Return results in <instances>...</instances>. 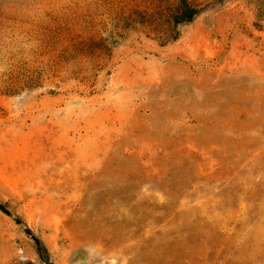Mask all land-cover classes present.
Listing matches in <instances>:
<instances>
[{
    "label": "rangeland",
    "instance_id": "1",
    "mask_svg": "<svg viewBox=\"0 0 264 264\" xmlns=\"http://www.w3.org/2000/svg\"><path fill=\"white\" fill-rule=\"evenodd\" d=\"M92 5L0 0V202L13 214L0 210V264H45L26 226L53 264H264V22L255 8L211 4L174 41L122 31L96 94L77 92L75 67L62 61L42 88L9 90L23 68L48 69L60 35L111 34ZM213 118L204 132L198 121ZM141 166L169 174L181 199L160 182L141 189ZM165 209L170 224L149 222L133 241L131 211Z\"/></svg>",
    "mask_w": 264,
    "mask_h": 264
},
{
    "label": "trees",
    "instance_id": "2",
    "mask_svg": "<svg viewBox=\"0 0 264 264\" xmlns=\"http://www.w3.org/2000/svg\"><path fill=\"white\" fill-rule=\"evenodd\" d=\"M228 0H93L92 9L95 10L102 19L103 27L111 26L113 31L108 37L102 33L96 32L89 37H65L59 36L51 57V64L48 69L44 67L23 68L17 75H13L9 81L8 89H40L49 79L51 72H55V65L58 61L75 67L72 71H67L71 74L68 80L78 81L77 92L81 95L96 94L99 79L102 74L110 67L113 57V47L117 43L115 40L121 38V32L136 30L138 27L150 31L151 35L168 41L177 40L179 37L178 29L182 26L192 24L197 20L211 4H224ZM256 10V17L259 23L264 22V0H245ZM95 14V15H97ZM109 75V74H108ZM9 94L11 92L7 91ZM199 111L200 116L208 114ZM220 113V112H218ZM217 113V114H218ZM218 120L213 118L212 124L209 122L198 121L201 129L204 132L212 125H216ZM206 127V128H205ZM189 152V150H185ZM183 153V150H182ZM127 159H132L134 155L125 154ZM182 166V161H176L171 168H179ZM142 167L140 174V188L151 186L152 181L160 182L163 189H160L163 194L169 199H181V189H173L167 185L166 180L169 179V174L165 177H153L149 170ZM173 204V203H172ZM0 210L13 216L11 211L0 202ZM149 212V211H148ZM160 214L157 217H151L152 213H138L131 211L135 217V226L133 231V241H139V233L149 222L154 223L158 228L169 225L173 215L169 211H158ZM162 214V215H161ZM19 224L23 223L22 219L15 217ZM161 220H166L162 221ZM26 233L31 236L37 244L38 254L45 264H53L50 253L45 244L26 226Z\"/></svg>",
    "mask_w": 264,
    "mask_h": 264
}]
</instances>
